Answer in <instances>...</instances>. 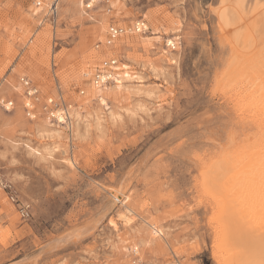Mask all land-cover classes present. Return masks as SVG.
<instances>
[{"label": "rangeland", "instance_id": "rangeland-1", "mask_svg": "<svg viewBox=\"0 0 264 264\" xmlns=\"http://www.w3.org/2000/svg\"><path fill=\"white\" fill-rule=\"evenodd\" d=\"M35 1L0 0V264H132L136 245L142 264H219L218 209L202 170L230 136L238 143L256 132L236 108L235 86L220 81L230 58L213 11L220 0L95 1L90 11L86 0H62L55 18L53 1L33 16ZM140 20L149 26L143 45L107 52L103 23L107 33L111 25L134 31ZM112 54L122 61L116 70L141 77L126 101L109 102L114 119L98 101L81 111L101 113V124L90 118L78 135L49 119V100L83 104L78 71ZM24 78L40 90L34 120L24 112ZM45 122L61 132L42 138ZM9 193L32 205L28 221ZM128 210L126 224L118 216Z\"/></svg>", "mask_w": 264, "mask_h": 264}, {"label": "bare ground", "instance_id": "bare-ground-1", "mask_svg": "<svg viewBox=\"0 0 264 264\" xmlns=\"http://www.w3.org/2000/svg\"><path fill=\"white\" fill-rule=\"evenodd\" d=\"M51 1L55 0H41L40 6L33 8L32 15L37 16L43 12ZM61 1L56 2L55 15ZM90 3L94 4L95 1L91 0ZM213 11L222 31L221 40L228 42L230 47L228 66L220 81L235 86L233 90L237 96L236 108L243 118L240 117L245 121L248 119L256 127L254 138L244 136L240 143H236V137L234 139L230 136L226 149L220 150L219 156L202 170L204 187L213 195L218 209L216 243L219 254L216 252L215 255L219 264H264V0H220V5ZM154 20L156 29L152 34L156 35L162 24ZM137 23L145 25V34L149 31V26L143 20L136 22L135 26ZM126 31L110 47L106 44L107 24L103 23L98 30L99 40L105 45L107 52L124 45L144 44L145 37L140 32L133 31L132 28ZM178 39L173 37L167 43L175 45L173 41ZM92 74V68H80L78 78L87 91L83 104L76 108L71 106L64 114L58 115V123H66L73 129L75 127L77 135L82 123L86 126L85 130L88 128L87 122L90 118L95 119L97 126L103 119L99 112L84 116L81 111L84 105L90 108L91 103L98 101L102 111H109L108 117L114 119L109 102L118 105L123 103L126 99L124 94L133 93V82L141 78L119 67L115 81L110 86L97 87L91 82ZM19 83L12 88L21 92ZM59 132L53 130L47 122L39 131L42 138H53ZM73 164L74 162L69 161L70 166ZM129 213L133 214L128 210L118 218L129 224L132 220ZM148 227L152 235L164 239L163 229L155 225ZM135 250H139V245L134 247ZM123 252L129 256L130 250L123 247Z\"/></svg>", "mask_w": 264, "mask_h": 264}, {"label": "built area", "instance_id": "built-area-1", "mask_svg": "<svg viewBox=\"0 0 264 264\" xmlns=\"http://www.w3.org/2000/svg\"><path fill=\"white\" fill-rule=\"evenodd\" d=\"M98 1L99 4H108L109 0H93ZM57 0H55L51 6L49 7V13L50 17L55 18L56 16V5ZM85 8L86 10H93L95 7L93 3H90L91 0L85 1ZM41 2L40 0L35 1V5L40 6ZM91 4V7H88V5ZM57 17V16H56ZM134 30L140 33L145 32V25L137 23V25L134 27ZM127 31L124 28L117 27L115 25H111L108 33H107V41L106 44L108 46H113L115 44V41H117L122 35H124ZM148 32V31H147ZM173 50L176 49V46L171 44L168 45ZM100 47L98 45L97 49ZM122 64V61L115 57L113 54L111 56H108L105 60L101 61L93 71V74L91 76V82L97 86V87H106L110 86L115 81L116 76V67ZM24 87L26 88V101L24 102V112L28 119L34 120L37 117V105L39 102L40 97V90L35 86L30 80L24 78L21 80ZM81 95H84V91H80ZM1 104L6 108V110L10 111L15 108L14 101L12 100H1ZM70 108V107H69ZM68 106L59 105L55 103L52 100L48 101V104L44 106V112L48 115L49 119L58 121V115L64 114L66 110L69 109ZM8 189V187H5ZM9 199L16 205L18 208L17 211L20 215V218L24 221H28L32 216V205L29 202H20L17 197L13 193H9ZM132 264H142V261L140 259V253L139 251L135 250L134 257L132 260Z\"/></svg>", "mask_w": 264, "mask_h": 264}, {"label": "snow or ice", "instance_id": "snow-or-ice-1", "mask_svg": "<svg viewBox=\"0 0 264 264\" xmlns=\"http://www.w3.org/2000/svg\"><path fill=\"white\" fill-rule=\"evenodd\" d=\"M88 7H91V4H89ZM113 226H115V225H113Z\"/></svg>", "mask_w": 264, "mask_h": 264}]
</instances>
